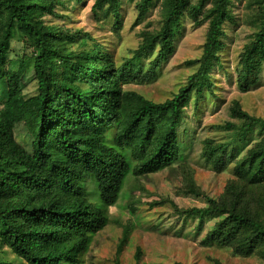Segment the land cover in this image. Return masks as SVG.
Returning <instances> with one entry per match:
<instances>
[{
    "label": "trees",
    "instance_id": "16d2710c",
    "mask_svg": "<svg viewBox=\"0 0 264 264\" xmlns=\"http://www.w3.org/2000/svg\"><path fill=\"white\" fill-rule=\"evenodd\" d=\"M64 3L0 0V248L7 246L28 264H78L92 236L108 225L105 210L117 202L127 175L145 176L180 159L184 110L192 94L197 104L212 91L210 72L219 62L224 24L232 19L231 0H162L160 28L145 34L132 56L118 62L113 51L89 34L76 37L44 23L42 16L56 15ZM151 3L137 4L134 26ZM120 7L121 0H94L92 12L112 19L117 30ZM185 17L194 23L209 19L202 55L188 60L197 69L187 84L164 101L125 90L130 81L156 77L175 51ZM258 17L260 28L237 67L242 92L251 90L264 69V3ZM17 34L33 50L10 58ZM32 81L36 92L27 96L24 89ZM231 112L240 122L219 127L233 136L207 138L201 156L214 171L232 164L233 177L212 197L185 172V193L205 198L206 205L179 212L197 218L199 228L206 218L218 217L201 244L250 256L264 253V117L248 113L238 100ZM256 129L259 139L239 155L236 141L243 142ZM129 230L128 223L125 237ZM0 264L14 263L0 257Z\"/></svg>",
    "mask_w": 264,
    "mask_h": 264
},
{
    "label": "rangeland",
    "instance_id": "374dc122",
    "mask_svg": "<svg viewBox=\"0 0 264 264\" xmlns=\"http://www.w3.org/2000/svg\"><path fill=\"white\" fill-rule=\"evenodd\" d=\"M140 0H121V25L115 30L113 20L97 17L92 12L94 0H65L56 9L57 14L45 13V24L58 26L62 31L76 35L89 34L113 51L121 62L133 54L149 32L161 26V2L152 0L151 7L141 23L134 26ZM264 0H231L232 19L224 24L223 48L219 62L210 74L213 85L198 103L192 94L191 103L184 110V122L180 128L181 157L172 165L145 176L136 177L129 173L123 183L120 196L114 205L106 208L108 225L93 235L88 249L82 253L78 264H264V253L250 256L236 254L231 247L202 245L206 232L219 219L209 217L199 228V220L181 215L179 210L193 206H205L203 197L185 193L184 174L190 172L197 185L209 196L218 197L228 180L233 177L229 165L222 171L212 170L202 158L204 141L207 138L229 140L233 135L219 125L228 121L239 123L231 107L238 100L248 113L264 117V69L258 82L247 92L237 85V67L245 45L260 28L258 12ZM209 26V19L194 23L188 17L175 39L174 53L157 70L150 81H130L125 90L136 91L148 99L164 101L171 98L188 82V77L197 69V64L188 60L199 58ZM75 37V38H76ZM10 58L32 53L33 48L19 34L11 41ZM80 48V43L73 44ZM153 58L144 59L145 63ZM33 59L27 61L32 64ZM36 92V82H30L24 93ZM1 108V104H0ZM20 137L23 128L19 127ZM258 129L249 133L241 146L239 155L259 139ZM92 200L94 184H88ZM130 224L128 235L124 226ZM0 257L14 264H28L15 255L7 246L0 248Z\"/></svg>",
    "mask_w": 264,
    "mask_h": 264
}]
</instances>
